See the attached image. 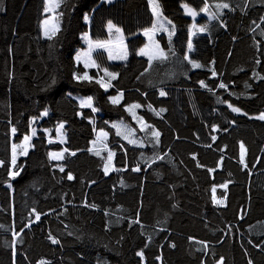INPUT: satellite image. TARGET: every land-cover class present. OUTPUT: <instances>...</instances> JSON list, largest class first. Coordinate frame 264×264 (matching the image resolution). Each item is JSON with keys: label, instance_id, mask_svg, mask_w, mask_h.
<instances>
[{"label": "trees", "instance_id": "obj_1", "mask_svg": "<svg viewBox=\"0 0 264 264\" xmlns=\"http://www.w3.org/2000/svg\"><path fill=\"white\" fill-rule=\"evenodd\" d=\"M159 4L172 21L157 36L167 58L148 61L136 55L154 24L148 0H60L51 38L40 33L46 0H0V264H264V0ZM109 22L128 59L97 49L85 67L77 54L103 44ZM85 72L90 81L75 79ZM99 130L104 147L93 144Z\"/></svg>", "mask_w": 264, "mask_h": 264}, {"label": "snow or ice", "instance_id": "obj_2", "mask_svg": "<svg viewBox=\"0 0 264 264\" xmlns=\"http://www.w3.org/2000/svg\"><path fill=\"white\" fill-rule=\"evenodd\" d=\"M50 2H51V0H50ZM149 3L151 5L153 15L155 17H157L158 19L160 17H162V12L160 10L159 0H149ZM183 7H184V9H185V11H186V13L188 15H190L192 17H195L197 15V13L191 7H189L187 4L183 5ZM216 7L217 8H228L229 5L226 4V3L225 4H217ZM45 10L48 11L49 9L46 8ZM201 11H207V7L201 9ZM85 19H87V17H85ZM45 23L47 24V21H45ZM167 23L171 25L172 24V21L171 20H168ZM113 27H114V25L111 22H109L108 23V28L109 29H112ZM206 27L207 26L205 25L204 27L196 28V26L193 25V28H196V31H198V32L205 31ZM160 29L165 30V31L167 30V29H164L163 28V25L162 24L160 25ZM156 30H158L157 29V25L154 23L152 29H150V30H147L146 29L145 30V35H149L150 32L156 31ZM57 31H58V29H57ZM116 31L117 32H120V29L119 28H116ZM174 31H175V26L173 25L172 26V31L169 33V39L171 38V35L174 34ZM45 35H48L47 30L45 31ZM49 38H51V37H49ZM85 38H87V34H85ZM92 47H93V44L90 41L89 42V52L83 53V55L88 58L87 60H85V67H89V66H94L95 65V62L94 61H90V52H91V48ZM95 47H104V44H102L100 42H97L95 44ZM157 49H158L157 55L154 56V57L153 56H150L149 59L150 60L153 59V58H155V59H166L167 56H166L165 52L163 51V49H159V46L158 45H157ZM188 49L189 50L192 49V42H191V40H189V42H188ZM140 54L141 55H144L145 54V52H144L143 49H141ZM79 58L80 57H77V59H79ZM110 58H112V57H110ZM119 58L120 59H126L127 58V53L125 52V54L123 56L119 57ZM185 59H188V57H185ZM189 63H191V65H192L193 68H197L198 69V68H201L202 67V65L200 63H198V62H196L194 60H189ZM257 63H259V61H257ZM104 71H105V74L107 76H109L111 79H115L116 78V74L115 73L108 72L107 69H105ZM215 75H216V73L213 71V76H215ZM75 79H77V80H89L90 81L92 79V77H90L88 75V73L85 72L82 76H76ZM262 79H264V77H262ZM53 83H55L54 80H53ZM97 83H100L102 87H107L108 86V85L103 84L100 80H97ZM200 84H201L202 87H207V85L204 83V81H200ZM219 87L220 88H227V85L224 84V83H220L219 84ZM122 95L123 94L121 93L120 97H111L112 103H114V104L119 103V100L122 98ZM160 95L161 96H164V95H166V93L164 91H161L160 92ZM91 106H92V99H91V97H89L87 100H82L81 101V107H91ZM139 107H141V105H139V104H133V105H130L129 106V110L135 109V108H139ZM149 107H151V106H149ZM229 107H232V106L229 105ZM92 110L93 111H96L95 108H93ZM161 111H163V109ZM232 111L238 113L241 110L239 108H237V107H232ZM42 115L47 116L48 115L47 110H45V112L42 113ZM157 115H159V113H157ZM258 119L264 120V113H261L259 115ZM63 127H64V125L63 124H60L59 127L57 128V132L60 133L61 136L63 135L62 132H61V130L63 129ZM12 131L15 132L16 129L13 128ZM35 134H36L35 129H33L32 135L34 136ZM101 135H107V134L106 133H102ZM152 135L157 138V142H158L159 141L160 133L158 131H153L152 132ZM125 138H127V137H125ZM30 139H31V137L25 136L24 137L25 143H27ZM213 139H215V137H213ZM129 142L130 143H133L134 141H129ZM16 147H18V146L17 145H13V157H12V165L13 166L16 165V156H15V149H16ZM240 148H241V159H240V162L242 164H244L245 167H247V164L245 163V160H244V157H245V154H246V149H245V146L243 145V143H241ZM67 151H68L67 149H64L63 151H60V152H51V153H49V157L52 160H63L64 159V152H67ZM21 154L22 155H27V148H24V150H23V152ZM96 154L99 155V152H97ZM71 155H75V153L73 152V153H71ZM112 155H113L112 153H109L108 162L105 165V174H107V172L109 170V165L111 164ZM2 163L3 162L0 161V164H2ZM60 171L61 172L64 171V168L62 166L60 167ZM134 171H139V169L138 168L137 169H134ZM9 175L12 176L13 178H15L16 176L19 175V172H10ZM67 178L69 180H72L74 177L71 174H68V177ZM221 187L227 188V184L221 185ZM212 192L213 193L216 192V188L215 187H213ZM213 199H214L215 203H217V204H223L224 203V200L223 199H216L215 195L213 196ZM39 219H40V214H36V220H39ZM50 239H52V243H58V241L56 239L51 238V237H50ZM201 243H203V242H201ZM173 247H174V245H173ZM137 255L143 257V252L142 251L141 252H138ZM41 264H45V262L44 261H41ZM220 264H223V258H221ZM249 264H252V262L249 261Z\"/></svg>", "mask_w": 264, "mask_h": 264}, {"label": "rangeland", "instance_id": "obj_3", "mask_svg": "<svg viewBox=\"0 0 264 264\" xmlns=\"http://www.w3.org/2000/svg\"><path fill=\"white\" fill-rule=\"evenodd\" d=\"M59 3H60V0H51V2H50V0H46L47 8L49 10H48V15L42 20L41 26H40V33H41L42 38L51 37L58 29L57 25L54 22L53 12L57 9ZM148 3H149V0H148ZM149 7H150V11L152 13V8H151L150 3H149ZM182 8H183V12H184L185 16H187L189 18L196 19V16L192 17V16L188 15L183 6H182ZM152 15H153V13H152ZM153 18H154V23L157 25L158 30L150 32L149 35H145V32H144L143 37L145 39V44L141 48H139L136 52V55L138 57L145 58L148 61H153L155 59V58H153L150 60L149 57L150 56L154 57L157 55V53H158L157 45L159 46V49H161V45L157 39L158 34L163 32V31H164V33H167L169 31V28H170L169 24L167 23V19H165L163 14H162V17H160L159 19L157 17H155L154 15H153ZM45 21H47V24L45 23ZM161 24L163 25L164 29H167L166 31L160 29ZM116 28H118V27H116L115 25L112 29H109L107 26V30L109 32V38L103 43L104 47H98L97 48V47H95V45H93V47L91 48V52H90V61H92V59H91L92 51L97 50V49H103L104 52L107 54L110 62H125L128 59L129 50H128L126 40L124 38V34H123L121 29H120V32H117ZM46 30H47L48 35H45ZM94 48H97V49H94ZM141 49L144 50V52H145L144 55L140 54ZM86 52H89V44H88L86 49H84L83 51H80L76 56V59H77V57H80L77 60L80 61L83 65H85V60L88 59L87 57H85L83 55V53H86ZM125 52L127 53V58L126 59H120L119 57L123 56L125 54ZM110 57H112V58H110ZM88 98L89 97H79L78 101L81 104L82 100H87ZM259 115L256 116L257 119H258ZM262 121H264V120H262ZM58 127H59V125L56 127L57 141L59 143H63L65 140L64 129L61 130V132L63 134L61 136V134L57 132ZM33 129H35V132H36V134L34 136L32 135ZM37 130L38 129L36 127H34V126L31 127L29 135H27L28 137H31V139L27 143H25V140L23 139V141L21 143L22 152H23L24 148H27V152H28L29 147H30V142L33 138L36 137ZM102 133H105V132L101 131V130L97 131V133L95 135V139L93 141L94 147H104V144L108 138V135H101ZM63 150H60V151H63ZM60 151H57V152H60ZM51 152H53V151H51ZM51 152H49V153H51ZM65 153L66 152H64V155H65ZM22 156L24 157L26 155H22ZM52 161L60 162L62 160H52Z\"/></svg>", "mask_w": 264, "mask_h": 264}, {"label": "crops", "instance_id": "obj_4", "mask_svg": "<svg viewBox=\"0 0 264 264\" xmlns=\"http://www.w3.org/2000/svg\"><path fill=\"white\" fill-rule=\"evenodd\" d=\"M95 49H97V48H95Z\"/></svg>", "mask_w": 264, "mask_h": 264}]
</instances>
